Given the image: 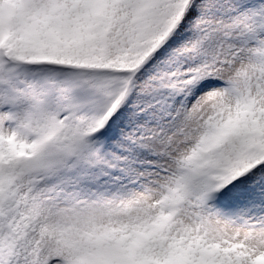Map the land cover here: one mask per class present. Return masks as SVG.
Returning <instances> with one entry per match:
<instances>
[{
  "label": "snow or ice",
  "instance_id": "obj_1",
  "mask_svg": "<svg viewBox=\"0 0 264 264\" xmlns=\"http://www.w3.org/2000/svg\"><path fill=\"white\" fill-rule=\"evenodd\" d=\"M0 264H264V0H0Z\"/></svg>",
  "mask_w": 264,
  "mask_h": 264
}]
</instances>
